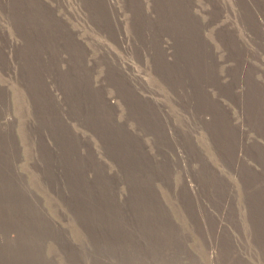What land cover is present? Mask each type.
<instances>
[{
    "label": "rangeland",
    "instance_id": "1",
    "mask_svg": "<svg viewBox=\"0 0 264 264\" xmlns=\"http://www.w3.org/2000/svg\"><path fill=\"white\" fill-rule=\"evenodd\" d=\"M0 264H264V0H0Z\"/></svg>",
    "mask_w": 264,
    "mask_h": 264
}]
</instances>
